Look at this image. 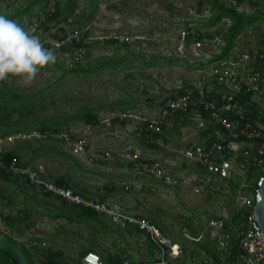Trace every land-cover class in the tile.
Segmentation results:
<instances>
[{
	"label": "rangeland",
	"instance_id": "obj_1",
	"mask_svg": "<svg viewBox=\"0 0 264 264\" xmlns=\"http://www.w3.org/2000/svg\"><path fill=\"white\" fill-rule=\"evenodd\" d=\"M31 1L0 0V14H13ZM62 2L46 0V5L60 6ZM197 3L198 0H99L95 9H90L86 0H77L74 25L82 33L85 31L90 39V44L81 50L83 54L79 64V69L89 70L85 75L81 72L75 75L70 71L72 67L66 65L64 52L51 48L49 42L53 38L50 35L39 28L32 31L28 18L15 14L13 20L31 34L39 36L45 48L55 53L56 60L41 70L29 86H23L15 79L0 83V104L9 100L12 94L18 97L13 104L6 103L4 111L0 113V116L8 114L12 106L17 105L10 113L11 128L17 126L25 128L21 132H29L32 130L29 124H60L59 132L70 131L73 137H84L89 152H128L132 155L136 151L138 159L153 158L167 162L177 181L176 185L140 178L143 189L136 193L122 189L125 182L131 181V176L128 170L120 166L122 163L119 160L92 164L87 163L83 156L72 157L66 153L72 158L70 161L51 154L33 157V160H30L29 154L21 155V162L30 161L29 166L41 167V176L45 181L63 176L70 186L82 190L94 200L102 196L120 211L151 219L175 242L180 239V218L197 216V225L190 232L196 235L206 218L215 217L223 209L226 210L232 196L226 185L218 180L209 178L206 181L203 175L196 177L201 180L198 182L194 180L197 173L194 168L178 166L179 153L194 143L199 135L194 123L185 122L181 127L176 126L167 141L168 149H148L132 132L133 122L125 125L112 123L110 127H105L101 122L122 108L134 115L148 117L164 98L180 90L182 84L194 88L203 80H209L203 70H187L190 66L201 64L202 55L183 48L177 41L178 31L183 24L194 25V20L200 23L208 16L204 12L207 6L199 7ZM252 13L263 16L264 3H258ZM226 26L227 23L221 22L214 31L220 30V33ZM114 36L126 38L128 46H122L119 39L114 45L106 43L107 38ZM234 45L238 51L264 46V22H256L245 28L235 39ZM212 49L208 47V50ZM168 60L173 64L168 65ZM96 68V71H92ZM206 84L207 88H212L210 82ZM11 99L9 102L13 101ZM257 106L260 112H264V102H259ZM86 111L95 115V125L78 119ZM1 133L0 138L3 137ZM18 145L63 149L61 143L15 141L5 150ZM182 177L186 181L179 179ZM20 187L24 186L7 185L0 181V221L2 223L6 217L3 214L11 213L19 225L31 223L33 230H27L26 240L23 241L25 246L28 239H37L38 244L31 246L40 248L38 251L44 253L59 251L66 264H76L81 248L116 254H122V249L132 256L134 262L145 263L151 259L150 254L135 246L132 238L123 237L122 230L119 231L107 216H103V223L110 232L104 233L63 220L46 221L42 216L44 209L36 206L28 195H23L25 188ZM17 191L19 195L9 202L6 196L18 194ZM22 199L26 200L30 210L26 217L16 211L24 208L26 203ZM38 220L41 223L35 228ZM1 238L0 244L3 243ZM29 245L27 248L31 247ZM184 251L190 254L197 250L188 245Z\"/></svg>",
	"mask_w": 264,
	"mask_h": 264
},
{
	"label": "built area",
	"instance_id": "obj_2",
	"mask_svg": "<svg viewBox=\"0 0 264 264\" xmlns=\"http://www.w3.org/2000/svg\"><path fill=\"white\" fill-rule=\"evenodd\" d=\"M216 1L245 15H250L258 3H261L259 0ZM54 11L52 5H48L43 11H37L28 20V26L34 31L39 28L40 23H44L48 27L45 31L47 35L61 37L49 42L51 48L58 52L63 49V57L69 67L79 65L83 54L81 50L90 44V39L85 31L82 33L75 27L76 13L66 16L58 23L47 21ZM204 12L208 13L207 19L209 10ZM221 22L227 23L226 28L230 24L228 19H221L219 23ZM219 23L209 29L189 28L195 26L194 23L188 25L187 29H180L177 34L179 45L189 48L196 55L199 52L198 56L202 55V70L209 78L207 81L212 88H204L206 83H203L193 88L195 92L186 91L177 95L176 90L172 96L164 98L157 110L148 117L137 116L130 111H118L101 122L105 127H110L112 121L118 125L131 121L134 123L132 132L138 140L145 147L155 149H168L166 141L176 121L194 123L199 133L207 127H215L223 132L214 130L206 133L201 141L186 146L177 157L178 166L194 168L196 172L205 175L206 181L214 178L236 183L226 210L204 220L196 235H192L190 230L196 227L197 216L179 219L180 239L175 242L145 216L120 211L109 201L82 198L68 189L43 180L40 167H22L14 161L5 163L0 157V171L11 176L18 185L49 193L69 204L106 215L119 231L127 226L135 227L138 232L135 236L137 245H145L152 254L146 264H264V242L253 213L262 179L261 176H252L256 170L264 171V142L254 146L255 141L264 138V123L253 119L251 110L243 109L234 100L239 92L249 94V103L255 105L258 113H262L257 104L264 102V46L238 51L234 45L223 58L213 59L221 52V35L226 30L224 28L220 33V30L214 31ZM58 30H61L60 34L57 33ZM204 33L211 34L212 37H202ZM200 37L202 38L198 40ZM107 39H119L121 44L127 41L120 36ZM208 47L213 49L208 50ZM216 87H219L220 92ZM15 141L58 142L70 155L83 156L87 163L99 164L115 159L122 164H129L124 169L128 170L132 180L123 184L122 189L126 192H141L143 186L140 178L170 186L177 182L165 161L138 159L136 151L132 155L128 152H88L86 139L73 137L70 131L56 134L30 131L3 136L0 138V155L7 145ZM197 176L194 174V180L201 181ZM179 179L186 181L183 177ZM235 214H242L243 218L238 228L229 233L226 226ZM192 243L202 244L208 253L197 250L186 254L185 248ZM80 264L103 263L97 253L89 251L80 258Z\"/></svg>",
	"mask_w": 264,
	"mask_h": 264
},
{
	"label": "trees",
	"instance_id": "obj_3",
	"mask_svg": "<svg viewBox=\"0 0 264 264\" xmlns=\"http://www.w3.org/2000/svg\"><path fill=\"white\" fill-rule=\"evenodd\" d=\"M86 1H87V6L90 9H95L97 3L99 2V0H86ZM259 1L263 2L264 0H259ZM76 3H77V0H63L60 6L56 4V6H54V9H55L54 14L50 18H48L47 21H53V23H58L60 20L64 19L66 16L75 12L74 10H75ZM197 4L199 5V7H202L203 5L205 6L208 5L209 17L206 20H202L200 23L194 20L196 25L193 27H189V28H192L194 30H200L202 28L209 29V28L214 27L216 24H218L221 19H228L230 22L229 26L226 28V30L224 31L221 37L222 39L221 41L223 42V47L221 48V52L219 56H216L213 59L223 58L234 47L233 43L235 39L241 34V32L245 28L251 27L256 22H260V21L264 22V16H259L254 13H252L251 15L238 14L231 8H225L223 4L218 3V1L216 0H198ZM46 7H47L46 0H32L31 2H26L22 10H19V11L15 10L13 14L4 13L0 15H4L9 19H13L15 17V14H19V15H22L28 18L29 20L37 11H43L46 9ZM181 28L187 29L188 25L183 24ZM39 30L45 32L48 30V27L44 23H40ZM57 33L60 34L61 30H58ZM202 37L211 38L212 35L204 33L202 34ZM202 37L198 38V40H200ZM52 38L60 39L61 37L59 38V36L56 35V36H52ZM106 43L114 45L116 41L109 39V40H106ZM122 46L127 47L128 45L126 43H122ZM61 51H63V49H61ZM166 63L168 65L173 64V62H171L170 60H168ZM150 65H152V62ZM79 66L80 65H75L74 68L72 67L70 69V71L74 73L75 75H78L80 72L82 73V75H85L86 72L89 71V70L79 69ZM201 67H202L201 64H199L197 66H190L187 68V70L188 71L189 70L190 71L200 70ZM97 69L98 68L93 69L92 71H96ZM215 89H218V91L220 92L219 87H216ZM186 91L195 92L196 90L190 87H186L184 84H182L181 89L178 90L176 94L181 95ZM10 99L13 101L9 102ZM10 99L4 100V102L5 101L7 102L5 103L3 102V104H0V113L4 111L5 109L4 106L6 105V103L13 104V102H16L18 97L15 94H12ZM234 100H236L239 106L242 107L243 109H250L252 112L253 119L264 123V112L258 113L257 109L255 108V105L249 103L250 102L249 94H243L242 92H239L236 96H234ZM16 106H12L8 114H3L0 116V126L5 125V127L7 128V129L4 128L3 132L1 133V136H6L8 134H15L25 129V128H17V127L11 128L10 127L12 125V123L10 122V115H11L10 113H12V110H15ZM25 108L27 111L29 110L27 106ZM122 111H126V110L124 108L119 110V112H122ZM78 119L87 124H93V125L96 124L95 115L88 111L83 112L78 117ZM112 122L114 123V121ZM29 125H30V129L32 128V130H36L41 133L42 132L58 133L59 127H61L60 124L47 125V124L42 123V124H39L38 126L34 124H29ZM182 125L183 123L180 122L179 126L181 127ZM214 130L222 132L218 128L207 127L205 130H202L200 132L201 133L200 135L203 136L204 134L208 132H213ZM261 142H264V138H262L261 140L255 141L254 146H257ZM22 154H29L30 160H33L31 159L33 157L38 158V157L45 156L47 154L60 157L66 161H70L72 159L70 156L66 155L64 151L56 150L53 146L40 145V146L28 147V146L18 145V146L11 147L9 150H4L3 153L1 154V160L5 163L14 161L16 164L20 166L29 165L30 161L21 162ZM120 166L128 168L129 164H120ZM262 174H263V171L256 170L253 172L252 176L256 178L258 176H262ZM12 180L15 182V180L11 176L0 171V181L6 183L7 185H12L13 184ZM50 182L54 184L55 186L69 189L71 190L73 194H77L81 196L82 198L92 199L90 195L84 193L82 190H79L76 187L70 186L67 183V180L65 179V177L63 176L56 177L55 179L50 180ZM219 182L222 184H225L230 192H233L236 189V183H233L227 180H220ZM44 195L46 197L53 196L49 193H45ZM53 197H55V199H57L58 202H57V205L53 206L48 213V217L50 218V220L55 221L58 219H62L69 224L82 225L88 229L95 230L98 232H102V233L110 232L109 229H107L103 223L104 215L98 214L92 210L83 208L81 206L69 204L65 202L64 200L57 198L56 196H53ZM105 199H106L105 197L101 196V197H98L97 200L104 201ZM210 218H206V220ZM242 218H243L242 214H235L230 218V223L229 225L226 226V229L229 231V233L233 232L235 229L238 228L239 224L241 223ZM108 220L110 221V219ZM149 220L151 223L156 225L154 221H152L151 219ZM3 221L7 225L12 224V220L8 217H5ZM125 231L127 234H132V233L134 234L136 233L137 229L135 227L134 228L128 227L126 228ZM190 232H192V230H190ZM2 239H3V244L5 245L8 244L9 246H14V247L16 246L15 241L9 240L7 236H3ZM177 242H179V240ZM190 246L196 250H204L206 253H208V250L205 249L202 244L192 243L190 244ZM20 248H21L20 251L23 254V256L27 258L28 264H33L31 263V254L29 250H26L22 247ZM89 251H94L95 253H97L103 264H121L125 260H131V256L129 254L124 253V250L122 249L120 250V253L123 254V257H121L120 254L118 253L117 254L108 253L103 250L95 251L91 248H81L77 253L78 259H77L76 264H80L79 262L80 258L86 252H89ZM39 254H40L41 259H39L37 264H66V262L62 259V255L59 251H47L45 253L40 251ZM15 256L12 257L7 252L0 249V264H18L17 260L15 259L17 256L16 257ZM136 264H146V263L140 262Z\"/></svg>",
	"mask_w": 264,
	"mask_h": 264
},
{
	"label": "clouds",
	"instance_id": "obj_4",
	"mask_svg": "<svg viewBox=\"0 0 264 264\" xmlns=\"http://www.w3.org/2000/svg\"><path fill=\"white\" fill-rule=\"evenodd\" d=\"M55 60V53L45 48L39 36L0 15V83L15 79L29 86Z\"/></svg>",
	"mask_w": 264,
	"mask_h": 264
},
{
	"label": "crops",
	"instance_id": "obj_5",
	"mask_svg": "<svg viewBox=\"0 0 264 264\" xmlns=\"http://www.w3.org/2000/svg\"><path fill=\"white\" fill-rule=\"evenodd\" d=\"M219 3V2H218ZM226 8V7H225ZM209 8H208V5H207V10H208ZM200 70H202V67L200 68ZM207 82H209V81H207V79L206 80H203L200 84H203V83H207ZM199 85V84H198ZM207 85V84H206ZM204 86V88H206L207 89V86ZM194 87H196V86H194ZM218 90V89H217ZM215 91V90H214ZM250 110V109H249ZM182 123V122H181ZM184 123V122H183ZM14 127H17V126H14ZM4 128H6L5 127V125H1L0 126V132L2 131L3 132V130H4ZM7 129V128H6ZM201 133H199V135H198V137L196 138V140L194 141V144L195 143H197V142H199V141H201L202 139H203V137H204V135L203 136H201L200 135ZM27 166H29V165H27ZM30 167H40V166H30ZM41 168V167H40ZM124 168V167H123ZM132 180V179H131ZM12 182H13V186H18V184H16L13 180H12ZM20 188H25V192H24V194L23 195H28L29 197V199H31L32 200V202H34L35 203V205L37 206H41L42 207V209H44V211L43 212H45L42 216H44L45 218L44 219H47L46 221H50V218L48 217V213H49V211L51 210V208L53 207V206H55V205H57V199H55V197H46L44 194L45 193H38V192H36L35 190H33L32 188H29V187H20ZM21 190H23V189H20V191ZM16 193H18V191L16 192ZM15 195H19V193L18 194H10V195H7L6 196V199L7 200H9V202H11L12 200H13V198L15 199ZM58 198V197H57ZM60 199V198H59ZM18 200H19V198H18ZM22 201H24L25 203H26V200L25 199H22ZM31 202V203H32ZM15 203V202H14ZM30 203V202H29ZM18 204V202L17 203H15V205H17ZM9 204H7V201H6V206H8ZM10 205H11V203H10ZM27 205H28V203H26L25 205H24V208L22 209V208H19L18 210H16L18 213H23V216L24 217H26V216H29V214H30V210H29V208L27 207ZM6 217H8V218H10L11 220H12V224L11 225H7V224H5L4 223V221H2V223H1V221H0V238L1 237H3V236H7L8 238H9V240H13V241H15V243H16V246L14 247V246H9L8 244H0V249H2V250H4L5 252H7L10 256H15L16 258V260H17V262H18V264H28V261H27V258L26 257H24L23 256V254L21 253V251H20V247H22V248H24V249H26V250H29V252H30V254H31V263H33V264H37V262L39 261V259H41L40 258V251L38 252V250L40 249V248H37L36 246H31V247H28L27 248V245L28 244H38V240L37 239H28L27 240V242L26 243H28L26 246L24 245V243H23V241H25L26 240V232H27V230H33V225L30 223V224H26V225H24V226H21V225H19L20 223H17L14 219H13V214H11V213H7V215H6ZM147 218V217H146ZM148 219V218H147ZM58 220H62V219H58ZM149 220V219H148ZM64 221V220H63ZM150 221V220H149ZM65 222V221H64ZM38 223H41V221L40 220H38L37 221V223H36V226H35V228H37L38 226H39V224ZM2 224V225H1ZM153 224V223H152ZM18 225V226H17ZM156 226V225H155ZM128 227H132V226H127V227H125L123 230H122V232H123V237H125V238H132L134 241H135V236L137 235V231H136V233H132V234H127L126 233V228H128ZM157 227V226H156ZM24 228H26V229H24ZM132 228H134V227H132ZM160 229V228H159ZM161 230V229H160ZM162 231V230H161ZM163 232V231H162ZM164 233V232H163ZM165 234V233H164ZM2 239V238H1ZM136 242V241H135ZM135 246L137 247V248H142L143 250H145L148 254H150V258L152 257V254L150 253V252H148V250H147V247L145 246V245H141V246H138L137 245V243L135 244ZM32 247H36V248H32ZM32 248V249H31ZM16 249V250H15ZM42 252V251H41ZM94 252V251H93ZM120 256L121 257H123V254H120ZM150 260V259H149ZM149 260H147L145 263H148V261ZM124 262H126L127 264H136V263H140L139 261H137V262H134L133 261V258H132V256H131V260H125V261H123L122 263H124Z\"/></svg>",
	"mask_w": 264,
	"mask_h": 264
},
{
	"label": "water",
	"instance_id": "obj_6",
	"mask_svg": "<svg viewBox=\"0 0 264 264\" xmlns=\"http://www.w3.org/2000/svg\"><path fill=\"white\" fill-rule=\"evenodd\" d=\"M261 179L262 180L259 185L258 193L256 197V203L253 207V213H254L255 221L260 231L261 237L264 242V171L261 176Z\"/></svg>",
	"mask_w": 264,
	"mask_h": 264
},
{
	"label": "bare ground",
	"instance_id": "obj_7",
	"mask_svg": "<svg viewBox=\"0 0 264 264\" xmlns=\"http://www.w3.org/2000/svg\"><path fill=\"white\" fill-rule=\"evenodd\" d=\"M54 14V13H53ZM52 14V15H53ZM51 15V16H52ZM50 18V17H49ZM183 26V25H182ZM181 29H183V28H181ZM183 123V122H182ZM179 124H180V121H176L175 122V126H174V129L176 128V126H179ZM184 125V124H183ZM180 127V126H179ZM173 129V130H174ZM30 131H36V130H30ZM29 131V132H30ZM39 132V131H38ZM41 133V132H40ZM43 133V132H42ZM46 133H48V134H56V133H49V132H46ZM59 133V132H58ZM169 136H170V134H169ZM169 140V139H168ZM167 140V141H168ZM167 141H166V144H167ZM35 142H40V143H46V142H41V141H35ZM52 142V141H51ZM55 143H58V142H55ZM62 145V144H61ZM62 147H63V145H62ZM88 147V146H87ZM146 148H148V147H146ZM148 149H155V148H148ZM62 151H64L66 154H68V155H70L68 152H66L65 150H64V148L62 149ZM89 152V151H88ZM72 156V155H71ZM0 157H1V155H0ZM72 157H75V156H72ZM3 162V161H2ZM22 167H30V166H22ZM198 176H203V174L202 173H199V172H197L196 173ZM205 176V175H204ZM43 179V178H42ZM44 180V179H43ZM49 183H51V182H49ZM64 189H66V188H64ZM69 190V189H68ZM71 191V190H70ZM105 201V200H104ZM103 215V214H102ZM104 216H106V215H104ZM109 218V217H108Z\"/></svg>",
	"mask_w": 264,
	"mask_h": 264
}]
</instances>
